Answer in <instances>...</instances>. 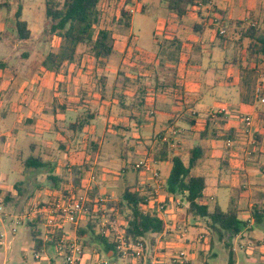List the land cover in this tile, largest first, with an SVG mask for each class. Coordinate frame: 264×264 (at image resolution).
<instances>
[{
    "label": "crops",
    "instance_id": "0c3cea01",
    "mask_svg": "<svg viewBox=\"0 0 264 264\" xmlns=\"http://www.w3.org/2000/svg\"><path fill=\"white\" fill-rule=\"evenodd\" d=\"M162 1L167 2L169 9L170 0H132L128 7L130 25L119 24V34L109 28L114 53L103 68L86 45L77 48L76 60L65 62L57 71L46 69L45 59L26 72L10 67L8 60L0 61V162L9 154L33 162L34 166H26L29 181L22 184V190L35 198L30 206L71 192L89 198L93 193L106 202L119 200L121 192L128 188L147 197L145 211L159 213L160 204L166 208L169 204L170 209L159 213L165 230L151 237L154 245L157 242L155 248L164 252L160 253L163 257L158 264H174L172 253L193 251V244L200 243L198 236L205 233L203 222L210 221L190 214L186 200L181 202L177 196L162 194L173 163L171 158L163 162L153 159L161 143H169L172 154L186 160L193 148L204 149L205 156L194 170L207 177L202 203L219 205L217 190L225 189L222 197L228 207L219 206L224 211L238 210L240 219L248 223L240 234L228 235L229 239L244 240L257 223L254 211H264V119L260 117L264 116V104L260 102L264 97L255 95L245 100L239 87L245 63L236 60L237 54L228 46L227 36L223 39L219 35L221 29L227 31L221 21L264 28V0H210L202 7L188 8L179 20L170 9L168 19L161 16ZM15 2H10L12 7L0 4V8L7 7L14 17L18 9ZM174 18L178 25L168 37H182L186 54L180 58H174L171 50L165 51L154 40L155 32H165L168 20L174 22ZM28 27L32 32L29 22ZM239 38L243 41L241 35ZM254 68H258L255 63ZM246 116L254 120L248 134L257 133L259 141L249 142L255 144V160L249 158L253 153H248L250 148L244 147L247 143L240 138L229 146L221 137L231 131L238 137L239 119ZM209 118L212 130L217 129L219 136L203 138L201 133ZM190 120L196 124L191 125ZM173 130L178 132L177 136ZM128 139L133 144L128 145ZM125 146L140 155L130 165L122 163ZM145 159L156 162L153 172L158 173L157 177L153 172L134 169L137 162ZM101 185L107 186L106 191L101 190ZM0 188L5 193L1 185ZM11 197L7 194L6 202ZM86 222L88 218L77 226L78 236L79 229H87ZM178 223L179 228H188L189 245L178 239V231L171 234ZM259 224L264 227V218ZM230 245L235 264H242L236 247L231 242ZM212 247L211 240L208 246L200 245L197 253ZM87 256L83 264L96 258L94 253ZM261 256L259 264H264V255ZM107 257L114 258L111 253ZM190 258V264L197 261L194 256ZM144 264H149L148 260Z\"/></svg>",
    "mask_w": 264,
    "mask_h": 264
},
{
    "label": "rangeland",
    "instance_id": "374dc122",
    "mask_svg": "<svg viewBox=\"0 0 264 264\" xmlns=\"http://www.w3.org/2000/svg\"><path fill=\"white\" fill-rule=\"evenodd\" d=\"M12 1L13 0H0V4H10ZM46 1L47 0H22L21 4L24 7L22 20L28 21L32 26L31 38L23 41L18 38L16 19L12 17L11 10H7V7L0 8V61L8 60L10 67H13L15 70L19 68L26 72L35 67L36 63L46 59L51 52L57 53L60 50V39L49 32L50 27H48V19L46 16ZM184 3L186 4V2ZM185 4H182L183 7H181L182 9L186 8V12L188 8L196 7H187ZM14 5H18L17 1ZM159 10L162 13V17L165 19L169 18L166 16V14L170 12L166 1L161 2ZM101 12L102 23L96 27V33H98L101 28L111 27L119 34V32L122 31V27L119 26L118 23H113L112 21L114 17L117 19L119 16L118 8L114 5L108 7L103 3L101 5ZM174 13L178 18V12L175 10ZM175 18L174 22H169L168 20L165 32H155L154 40H156L158 45L163 46L165 51L171 50V54L174 58H180V56L182 57L186 54V46L181 39L182 37L177 38L176 36V39L168 37L171 33H174V29L176 28L175 25H178V20L180 18H178V20ZM225 26L223 27L227 30L225 35L229 41L228 46L233 48L234 52H236V60H240L241 64L245 63L241 67L243 81L239 86L240 90L244 91V96H246L245 98L247 100L255 95L264 97V57H261V61L258 64L254 59H249L247 47L250 40L245 39L241 41L239 38L242 30L246 29L248 25L239 22L234 25L225 24ZM21 54L24 56L25 54L27 55L26 57H20ZM12 56H14V58L11 60ZM254 63L257 64L258 68H256L255 72H251L252 69H255ZM170 77H173V75L171 74ZM243 118L239 119L241 130L236 138H240V140L247 143L244 147L250 148L248 150L249 154L253 153V155H249V158L255 160L258 156L257 151H254L256 147L255 144H249V142H256V144L259 142L256 137L257 133L248 134V126ZM263 128H261V130ZM183 133L184 132H182V134ZM197 143V141L195 143L193 142L192 145L194 146ZM127 144L131 145L133 142H130L128 139ZM25 153L27 154V151H25ZM122 153L125 156L122 158V163L126 162L128 165L140 158L139 154L128 151L127 146L122 147ZM24 162H26L25 158H18L15 154L4 156L0 162V185L5 189L4 196L7 194L10 197L12 196L10 201H5L4 208L1 211L3 215L0 216V240L5 242L3 245H0V264H36L31 228L29 227V223H32V217L29 215L30 208L32 207L30 205L35 198L29 197L28 194L22 190V184L29 181L27 177L28 174L26 173L27 167ZM106 189L107 186L101 185L102 191H106ZM224 191L225 189L217 190L220 201L219 205L223 209H226L228 203H225L223 200L222 193ZM10 192H12V195ZM161 192L162 194H167L165 185L161 188ZM13 195L15 197H13ZM178 197L181 202H185L184 197ZM176 207L180 211L183 209L179 205H176ZM167 208L170 209L169 204ZM89 219L90 217L88 216V222ZM88 222H86L84 226H87ZM124 224L125 215H122L118 210H114L111 211L108 216L101 217L96 231L103 232L109 229L110 233L114 236V234L122 232ZM174 225V231H172L171 234H174V232L179 229V223ZM202 228H204L205 233L203 237L198 236L200 240L199 245L193 244V251H189L191 257L194 256L197 258L194 264H206V262L207 264H228L230 249L226 244H230V242L236 247L238 260H241L242 264H259V261L262 259L261 255H264V227L258 223L253 224V231H251L249 235H245L244 240L237 241L235 239H229L227 234H224V236H222L223 238H221L219 232L211 226L210 222H203ZM41 229L43 231V226H41ZM211 240L213 241V247L211 249H207L205 253H197V249L200 245L203 244L208 246L211 244ZM87 241L88 239L86 238L83 240L84 247L88 254H102L103 256L101 255L102 257L100 259L102 261L107 259L109 264H125V261L119 259L118 255H116V258L107 257L104 246L99 244V240L94 239L92 244H88ZM144 242L149 248L148 263L153 264L152 261L155 254L153 250L157 246V242L155 245L152 243L151 235H147ZM47 252L50 258H54L56 264L61 263V258L57 255L53 247L48 246ZM160 253L164 254L162 251ZM88 264L100 263L94 260L90 261ZM129 264L134 263L129 262Z\"/></svg>",
    "mask_w": 264,
    "mask_h": 264
},
{
    "label": "trees",
    "instance_id": "16d2710c",
    "mask_svg": "<svg viewBox=\"0 0 264 264\" xmlns=\"http://www.w3.org/2000/svg\"><path fill=\"white\" fill-rule=\"evenodd\" d=\"M16 1L18 9L14 14V18L16 19L18 38L20 40H28L32 32L28 27V22L22 20V0ZM200 2L206 5L210 0H170L169 9L172 11L176 10L178 18H181L186 12V8L182 9V4H185L187 7H193L198 6ZM103 3L105 6L110 7L114 5L118 8L119 17L117 19L114 17L113 23L130 25L131 15L128 7L131 5L132 0L46 1L49 32L61 39L60 50L57 53L51 52L43 61V66L46 69L57 71L65 62L76 60L77 48L80 45H86L89 48L90 54L94 56L102 68L106 65L109 57L114 53V47L112 32L109 28H102L96 33V27L102 23L101 5ZM221 22L225 26L226 22ZM225 33L219 34L220 37L225 39ZM241 39L250 40L247 47L249 59H254L258 64L261 61V57H264V28L257 24L248 25L246 29L242 30ZM252 71L255 72L256 68L252 69ZM260 117L264 119L262 114ZM190 123L191 125L196 124L193 120H190ZM211 126L212 119L209 118L207 119L206 130L201 133L203 138L209 135L213 137L219 136L217 129L214 128L212 130ZM221 137L231 142L236 138V134L234 131H231V133L223 134ZM204 156V149L197 146L193 148L189 158L186 160L181 155L172 154L169 143H161L159 152L153 159L163 162L171 158L173 168L166 183L168 195L185 197V200L189 203V213L196 217L208 218L211 226L219 232L221 238H223L224 234L234 237L240 234L248 225L247 222L240 219L238 210L229 209L224 211L217 204L210 206L202 203L207 188V177L196 174L194 170ZM29 161L26 162V166H34L32 165L33 162ZM146 205L147 197L142 195L139 190L132 188L126 189L119 200L107 202L97 199L92 193L87 202V207L91 212L87 229H79V235L80 237L89 235L88 244H92L94 239L99 240V244L104 246V251L111 253L116 258V244L112 242L110 237L96 231L101 217L108 216L110 214L109 211L112 209L118 210L122 215H125L126 225H124L123 229L127 238L137 241L144 239L147 235L160 234L165 230V223L161 215L155 211H145L144 206ZM254 215L258 224L263 221V210L256 209ZM29 227L31 228L34 250H42L45 244L42 239L40 219L38 218L35 223H29ZM226 246L230 247L231 245L227 243ZM229 264H235L233 249L230 250Z\"/></svg>",
    "mask_w": 264,
    "mask_h": 264
},
{
    "label": "built area",
    "instance_id": "2783aa9c",
    "mask_svg": "<svg viewBox=\"0 0 264 264\" xmlns=\"http://www.w3.org/2000/svg\"><path fill=\"white\" fill-rule=\"evenodd\" d=\"M204 4L199 3L198 7H202ZM225 30H220V34H224ZM260 102L264 104V98L260 99ZM248 128H251L254 124V120L251 116L243 118ZM173 135L177 136L178 132L173 130ZM165 141H169L168 138ZM231 146L232 142H228ZM155 161L145 159L137 162L134 165V169L143 172H153V166ZM157 177L158 173L153 172ZM6 201V195L0 188V216L3 215L1 211L4 208ZM89 197L85 194H78L71 192L68 195L58 194L50 202L32 206L30 208L29 215L32 217V221L37 218L41 221L43 226L42 239L45 247L41 251H35L36 264H56L54 258H50L48 255V246L53 247L57 255L61 258L60 264H83L88 253L84 247V242L77 233V226L84 219H87L91 214L87 207ZM167 210L165 204H160L157 211L159 213H165ZM73 226V229L71 227ZM178 239L186 245H189L188 234L189 230L183 226L178 230ZM107 237L112 239V242L116 244V255L119 259L125 261V264L133 262L134 264H144L148 260L149 248L146 246L144 239L133 241L127 238L124 229L121 233L114 234L104 230L102 232ZM113 238H112V236ZM3 245L4 241H0ZM155 252L153 258V264H158L163 257L158 248H154ZM96 255V262L100 264H108V262L102 261L98 254ZM152 256V255H151ZM153 257V256H152ZM172 262L174 264H190L191 258L189 252L181 250L174 252L171 255Z\"/></svg>",
    "mask_w": 264,
    "mask_h": 264
}]
</instances>
